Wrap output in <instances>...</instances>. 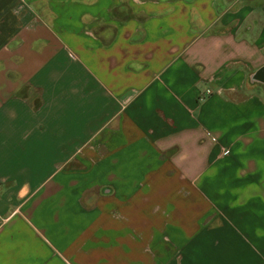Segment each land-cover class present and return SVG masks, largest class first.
Listing matches in <instances>:
<instances>
[{
    "label": "crops",
    "instance_id": "obj_1",
    "mask_svg": "<svg viewBox=\"0 0 264 264\" xmlns=\"http://www.w3.org/2000/svg\"><path fill=\"white\" fill-rule=\"evenodd\" d=\"M0 264H264V0H0Z\"/></svg>",
    "mask_w": 264,
    "mask_h": 264
},
{
    "label": "built area",
    "instance_id": "obj_2",
    "mask_svg": "<svg viewBox=\"0 0 264 264\" xmlns=\"http://www.w3.org/2000/svg\"><path fill=\"white\" fill-rule=\"evenodd\" d=\"M212 92V89L211 88H207L206 89V92H203L202 93V97H205L206 95L210 94ZM207 133L210 135V136H213V132L209 129H206Z\"/></svg>",
    "mask_w": 264,
    "mask_h": 264
}]
</instances>
